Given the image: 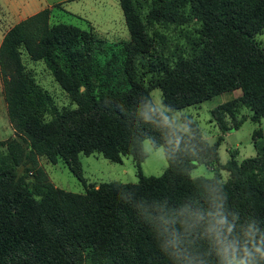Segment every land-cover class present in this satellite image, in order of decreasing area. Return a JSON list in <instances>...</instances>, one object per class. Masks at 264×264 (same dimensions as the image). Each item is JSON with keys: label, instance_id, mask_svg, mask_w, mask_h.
Instances as JSON below:
<instances>
[{"label": "trees", "instance_id": "trees-1", "mask_svg": "<svg viewBox=\"0 0 264 264\" xmlns=\"http://www.w3.org/2000/svg\"><path fill=\"white\" fill-rule=\"evenodd\" d=\"M129 39L108 41L91 27L51 21L44 7L6 29L0 41V80L9 121L19 136L1 141L0 264H172L156 239L192 252L211 250L180 223L189 211L212 209L223 183L228 212L264 236V140L255 155L220 162L222 135L210 143L190 114L187 130L154 103L159 87L168 109L198 104L223 92L241 94L211 109L225 131L238 128L236 106L264 117V0H119ZM43 60L75 106L59 107L23 62ZM163 148L167 166L145 175L143 141ZM121 162L131 155L137 182L102 181L84 191L55 185L39 162L62 159L80 175L79 154ZM198 163L228 171L222 179L191 176ZM164 218L176 223L164 224ZM231 220V216H229ZM165 229L167 231L165 232ZM190 233V234H189ZM172 249H169L171 251ZM203 257H201L202 259ZM210 264H219L213 252ZM180 264H186L181 261Z\"/></svg>", "mask_w": 264, "mask_h": 264}, {"label": "rangeland", "instance_id": "rangeland-1", "mask_svg": "<svg viewBox=\"0 0 264 264\" xmlns=\"http://www.w3.org/2000/svg\"><path fill=\"white\" fill-rule=\"evenodd\" d=\"M52 2L56 0H45ZM53 2L51 21H61L77 25L82 28L92 29L95 33L108 40L119 41L129 39V31L126 26L123 11L119 0H60ZM2 0H0V5ZM16 18L11 17L7 9L0 6V37L2 33L13 23ZM256 40L264 45V29L255 35ZM26 68L34 74L37 82L42 85L53 97L59 106H75L70 97L60 84L54 79L51 71L41 59L32 60L27 53H22ZM241 94L240 88L229 92H223L198 104L188 105L181 109H168L162 101V93L159 87L151 90V96L161 110L165 118L177 127L187 130L182 115L190 114L191 118L199 126L202 136L210 143L222 135L218 146V154L221 163H225L230 157L238 161L247 156L255 155L257 150L254 142L264 140V117L257 120L251 119L253 110L247 106L235 108V118L226 114L227 123L232 126L235 120L246 117L243 123L236 129L221 130L216 121L213 120L211 109L220 103L236 98ZM12 137L19 136L12 127L8 114L2 84L0 80V150H5V144L1 143ZM144 149L147 151L146 158L141 163V171L145 175H159L167 166L166 157L161 146L154 147L149 139L143 141ZM80 175L73 172L68 165L59 159L53 163L44 155L39 156V162L46 170L50 180L57 186L71 191H84L86 186L98 185L102 181L118 180L121 182H137V166L131 155L122 157L121 162L111 161L100 153H80ZM218 174L222 179L228 177V171L217 168V165L198 163L190 170L191 176L204 175L212 177Z\"/></svg>", "mask_w": 264, "mask_h": 264}, {"label": "clouds", "instance_id": "clouds-1", "mask_svg": "<svg viewBox=\"0 0 264 264\" xmlns=\"http://www.w3.org/2000/svg\"><path fill=\"white\" fill-rule=\"evenodd\" d=\"M223 183L218 190L222 194L214 197L212 209L206 214L189 211L186 218L180 221L192 231L202 228L200 239L208 238L212 241L210 251L201 253L195 240L190 239L188 245L192 247V252L189 253L187 249L178 247L175 232L171 234V239L164 240L161 239L164 233L156 234L161 251L172 264H180L182 260L186 264H210L209 257L213 252L219 257V264H264V236H261L258 246L255 240L258 229L255 224L249 223L245 227L237 213L227 211V194L223 191ZM163 222L167 225L177 221L174 218H164Z\"/></svg>", "mask_w": 264, "mask_h": 264}, {"label": "crops", "instance_id": "crops-1", "mask_svg": "<svg viewBox=\"0 0 264 264\" xmlns=\"http://www.w3.org/2000/svg\"><path fill=\"white\" fill-rule=\"evenodd\" d=\"M53 2L55 1L50 3L45 0H2L0 6L7 9L10 16L16 18L15 22H17L44 7L52 8V5L54 4ZM56 2H60V0H56ZM5 31L1 35L0 41Z\"/></svg>", "mask_w": 264, "mask_h": 264}]
</instances>
